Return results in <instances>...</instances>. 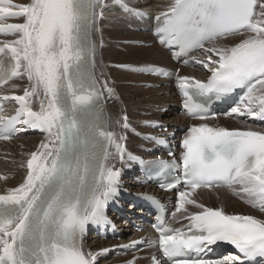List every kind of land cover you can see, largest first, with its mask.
Returning <instances> with one entry per match:
<instances>
[{"label": "snow or ice", "instance_id": "6c2138e0", "mask_svg": "<svg viewBox=\"0 0 264 264\" xmlns=\"http://www.w3.org/2000/svg\"><path fill=\"white\" fill-rule=\"evenodd\" d=\"M114 4L129 16L148 15L127 0ZM108 7L107 0H0V36L11 37L0 39V89L18 87L10 83L16 79L28 82L19 95L0 91V140L27 130L45 134L25 154L22 182L0 193V264H98L112 251L86 250L84 235L89 225L110 223L105 210L120 192L122 173L114 161H144L126 150L128 116L115 121L118 133L103 109L105 92L115 93L96 76L93 32ZM155 20L159 42L173 57H188L185 65L208 73L176 75L183 108L201 122L187 129L178 156L147 162L155 175L171 177L162 185L176 190L171 217L186 223L175 227L161 216L153 225L158 239L121 247L154 245L160 258L153 255L151 264H264V129L207 122L216 119L209 105L237 97L226 117L264 123V0H170ZM5 101L16 103L14 114L4 113ZM213 188L227 189L262 215L230 214L195 198ZM221 243L235 254L206 258Z\"/></svg>", "mask_w": 264, "mask_h": 264}, {"label": "bare ground", "instance_id": "6f19581e", "mask_svg": "<svg viewBox=\"0 0 264 264\" xmlns=\"http://www.w3.org/2000/svg\"><path fill=\"white\" fill-rule=\"evenodd\" d=\"M18 3H27L29 0H15ZM170 0H127L130 7L146 11L143 18L126 15L114 0H107L109 7L104 12V19L97 21L99 32H93V40L97 43L96 76L103 81L108 80L109 87L114 89V95L108 96L105 92L103 102L110 130L118 133L122 131L115 121L127 115L131 128L123 130L127 139L124 141L126 150L141 158L144 163L129 161L122 165L117 159L116 167L122 169L121 187L130 193L126 200L119 201L123 213L111 212L112 232L108 239L101 238L98 233L85 234L83 241L86 250L99 252L103 248L112 249L109 253L98 257V264H127L136 258V264H151V257L160 258L157 247L140 243L135 247L124 248L131 241L156 240L157 234L153 225L158 223L159 215L165 212L167 223L180 227L186 221L174 222L171 217L174 211L176 191L163 192L158 185L149 181L141 167L148 169L147 162L156 161L159 157L167 158L170 151L179 153L181 140L187 129L201 121L188 117L181 109V96L176 86V75H193L197 78H206L208 73L199 66L185 65L183 61H175L173 55L159 42L155 31L158 22L155 16L163 11ZM9 22L19 23L22 19H11ZM11 38L0 36V39ZM103 46L100 47V41ZM236 38L223 43L234 42ZM191 55L199 56V52ZM115 65H128V68H118ZM148 66H161L172 75H154L147 69ZM18 87L11 89L5 86L0 91H14L22 94L28 85L26 79H16L12 82ZM4 113L14 114L17 106L14 101H5ZM38 105L34 104V108ZM220 109L216 119L207 122L213 126L219 125L229 128L251 126L257 130L264 129V125L254 120L229 118ZM158 122L154 126L145 122ZM156 137L163 139L160 144ZM44 134L31 133L29 130L20 132L11 140L0 141V193L9 187H15L22 182L25 169L20 165L26 160L27 153L36 150ZM151 195L153 198H150ZM140 203L135 204L133 198ZM208 207H223L230 214L256 215L262 214L238 196L233 195L225 188L211 190L200 189L195 197ZM158 202V204L156 203ZM150 204V205H149ZM124 208V206H126ZM196 211L195 208H191ZM115 223V225H114ZM223 255L214 259H221L232 253L229 248L223 249ZM234 254V253H232Z\"/></svg>", "mask_w": 264, "mask_h": 264}, {"label": "rangeland", "instance_id": "374dc122", "mask_svg": "<svg viewBox=\"0 0 264 264\" xmlns=\"http://www.w3.org/2000/svg\"><path fill=\"white\" fill-rule=\"evenodd\" d=\"M125 207H127V205H126V206H124V208H125Z\"/></svg>", "mask_w": 264, "mask_h": 264}]
</instances>
